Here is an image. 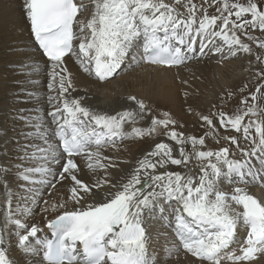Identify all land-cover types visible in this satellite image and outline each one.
I'll return each instance as SVG.
<instances>
[{"label": "snow or ice", "instance_id": "snow-or-ice-1", "mask_svg": "<svg viewBox=\"0 0 264 264\" xmlns=\"http://www.w3.org/2000/svg\"><path fill=\"white\" fill-rule=\"evenodd\" d=\"M13 4L0 0V112L17 126L0 120V264H264V0H21L31 45L14 42ZM73 58L101 87L175 70L185 103L192 63L245 60L249 76L188 104L189 126L136 94L93 108ZM41 73L46 107H18L36 95L17 78Z\"/></svg>", "mask_w": 264, "mask_h": 264}, {"label": "bare ground", "instance_id": "bare-ground-1", "mask_svg": "<svg viewBox=\"0 0 264 264\" xmlns=\"http://www.w3.org/2000/svg\"><path fill=\"white\" fill-rule=\"evenodd\" d=\"M209 11L211 12L212 9H209ZM10 15L19 25L17 33L18 41L14 40V42L33 44V39L23 19L21 0H14ZM28 50L34 52L39 57V52L35 48H29ZM4 55L3 51H0V57H4ZM246 63L245 60H232L224 64H218L215 59H212L203 63H192L190 67L184 68L180 76L189 81L191 85L190 91L195 93L187 103L183 99V87L179 83L175 70H157L148 66L137 67L134 70L127 68L118 77L114 78L111 83L101 87L90 83L89 79L79 72V66L75 63V58L68 61V66L69 70L77 76L79 87L81 89L87 87L89 91V99L85 103L90 104L95 109L111 111L123 105V98L126 95L136 94L149 98L153 106H158L162 111L170 110L178 119L182 122L187 121L189 126H191L194 122V116L187 113L188 104L193 106L194 111H199L202 108L206 109L210 102L216 100L217 95L224 88L232 87L241 82L247 83L249 73L245 71ZM39 67L43 68V64L41 63ZM3 68L4 60L0 59V71H3ZM33 78L39 81L34 88L25 77L20 76L17 78L19 80V89L33 91L36 95V99L32 103H19L17 104L18 107L28 109L46 107L45 104L37 103L36 101H42L44 98L47 91L45 88L47 78L42 73L34 75ZM12 103L11 100H5L4 90L0 88V107L6 108ZM30 114L35 117L43 115V112L33 111ZM6 115L7 112H0V120H3L8 127L12 128V135L15 137L17 126L12 124L10 116L4 120ZM146 147L147 145L144 144L133 145L132 155H135L137 151H141ZM10 150L15 155L17 149L14 145H10ZM89 178V176L84 177L85 180ZM256 194L258 197L264 195L259 188L256 189ZM13 256L17 259L19 258L18 253H13Z\"/></svg>", "mask_w": 264, "mask_h": 264}, {"label": "rangeland", "instance_id": "rangeland-1", "mask_svg": "<svg viewBox=\"0 0 264 264\" xmlns=\"http://www.w3.org/2000/svg\"><path fill=\"white\" fill-rule=\"evenodd\" d=\"M260 107H264V104H261Z\"/></svg>", "mask_w": 264, "mask_h": 264}]
</instances>
